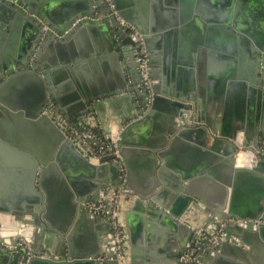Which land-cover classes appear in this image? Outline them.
<instances>
[{
	"label": "crops",
	"instance_id": "crops-1",
	"mask_svg": "<svg viewBox=\"0 0 264 264\" xmlns=\"http://www.w3.org/2000/svg\"><path fill=\"white\" fill-rule=\"evenodd\" d=\"M53 1L56 9L61 11L65 2L72 0ZM119 5L121 8L118 9L126 20L128 16L132 17H128L127 22L135 34L140 38L143 35L146 37L144 47L150 53L151 81L173 98L188 99L190 94L191 99L186 102L193 104L194 111L200 112L201 116L209 121L210 125L201 127H208V133L211 135L224 138L230 136V140L235 143L247 144V153H251V164H239L242 161V157H239L242 155L241 150V153H238L237 167H250L255 165L257 160H264L262 155H258V158L254 153L255 148H252L255 141L260 147L264 145V94L260 92L263 85L253 80L254 56L249 47L250 37L246 34L249 26V31H253L250 30L253 26L254 32H259L256 33L258 38L264 39V24L261 14L254 12L251 7L250 0H119ZM124 10L127 14L122 12ZM9 15L11 14L7 11L0 10V67L5 62L1 58L4 54H9L8 51L11 53L7 61L30 63L25 65L24 69L18 70V73L0 79V84L6 82L4 89H0V98L11 104L7 106L0 102V108L8 107V112L0 110V136L13 147L33 157L52 156L56 150L57 133L46 121L38 122L39 115L36 114L41 107V101L52 92L65 104L64 111L70 113V117H75L79 111L87 112V122L92 125L97 123L106 133L108 130L120 133L124 119L129 122L136 114L134 96L136 95L139 101L143 89L140 87L139 77L132 76L130 67H126L127 63L123 65L122 70L117 53L112 52L110 48L106 49L112 41L102 38L99 32L96 35L94 30L84 32V29H81L79 39H69L67 45L47 43V47L41 49L32 47L31 44V47L24 51V39L29 33L27 23L15 21L16 18H10ZM234 19L238 20V27L243 31L234 27ZM140 29L143 34L139 32ZM95 44L98 48L91 54ZM127 47L131 56L128 61L135 63L132 56H136V45ZM37 59L39 68L32 66ZM14 66L16 67V64ZM41 67L45 68L44 72L51 78L52 91L50 88L46 90L45 81L42 79L45 75L40 70ZM5 70L6 68L0 70V74L7 73L3 72ZM50 101L58 102L56 98H49L39 113L49 117L58 126L51 116ZM149 109V106L143 108L144 112L139 118L147 115ZM58 111L64 114L60 109ZM63 116L67 118L66 115ZM144 122L130 135L131 144L125 146V157L121 155L123 184H113L115 176L111 171H107L103 178L92 181L101 187L96 191L97 198L106 192V185L120 190V219L125 232L127 261L118 260L119 263L116 264H163L164 258L165 263L178 264L180 259L168 257L167 252L172 249L167 252H162L159 247L153 249L152 246L160 244L161 239L171 231L167 225L149 213V205L140 200L138 193L148 189L154 181V177L150 176V169L154 168L150 159L152 156L144 151L166 150L171 142V138H166L172 127L164 119L162 112H155L148 122ZM206 135L207 132L205 138ZM206 150V145L182 142L171 157L177 160L176 164L183 165L192 172L191 181L198 182V188L206 199L213 206L221 207L222 200L226 198V190L219 179H215V184V180L211 179L207 172L212 168L219 171L224 169V160L220 156L215 159L214 156L207 155V158L204 155ZM48 169L49 187L54 191L51 193L50 188L49 208L52 219H49L56 225L63 218H68L71 225L64 229L66 232L62 236L60 231L51 230L50 220L41 218V212L39 216L42 223H26L27 228L20 226L21 222H25L24 216L16 218L11 212H2L0 232L2 229L5 241L8 244L13 243L17 231L26 232L29 229L34 232L35 247L21 237L18 241L28 245L21 256L19 252L24 246L11 249L4 242L1 243L0 235V249L8 251L4 253L0 250V264H29L34 256L68 260L72 255L74 258L69 264H96L84 258L94 246L105 253V257L108 256L106 253H109L113 244L109 218L95 213L93 217H88L82 207L83 199H76L75 202L73 191L69 188L60 165L55 163L48 166ZM55 173H63L58 179L65 191L56 184ZM168 173L163 179L172 185L175 182L170 172ZM9 174L12 172L9 171ZM245 177L247 176L241 175L238 182L241 192L249 190L245 187ZM53 180L55 183L51 184ZM125 185L129 190L125 189ZM59 188L63 191L61 194ZM111 193L109 190L107 197L111 196ZM43 207L44 213L46 206ZM199 207L196 205L195 209ZM195 209H187L183 217L189 218ZM212 226L213 224L209 225L208 231H212ZM228 227L227 225L223 230V237L227 229L232 235L235 234V228ZM41 229L44 231L39 232ZM148 234H151V241H148ZM38 235L40 239L35 238ZM70 235H73V239ZM58 237L65 240V255L62 257L58 251L63 244ZM47 242L49 248H45ZM148 248L152 249L150 253ZM216 248L204 249L202 264H264V241L252 252L249 244L242 246V253L227 247L220 251V258L209 253ZM15 252L17 254H14ZM43 254L46 256L42 257ZM239 256H244V259L241 257L238 260L236 257ZM33 264L56 263L35 261Z\"/></svg>",
	"mask_w": 264,
	"mask_h": 264
},
{
	"label": "water",
	"instance_id": "water-1",
	"mask_svg": "<svg viewBox=\"0 0 264 264\" xmlns=\"http://www.w3.org/2000/svg\"><path fill=\"white\" fill-rule=\"evenodd\" d=\"M112 2L118 16L126 20L118 9L120 7L119 0H112ZM105 3L107 4L106 1ZM250 3L251 7L254 8V12L259 15L261 14L264 24V0H250ZM54 4L55 1L53 0H0V10H5L10 13L11 15H9V17L16 18L15 21L27 23L29 33H27L24 39V44H26L24 51L31 47V44L32 47L37 46L41 47V49L47 47V43L50 45H56V43L61 46L67 45L69 44V39H79L81 29H84V32H86V30H94L93 33L96 35L99 32L102 38L112 41V43L109 42L111 47L108 45L106 49L110 48L112 52L115 51L117 53L116 56L118 62L122 66V70H124L123 65L127 63L126 67H130L132 76H138L140 81L141 76L137 67L141 58H138V52L142 46H145L144 42L147 41L144 35L140 38L135 34L128 23V15V22L126 20V24H122L120 20L117 19V16L112 13L111 9L103 7L101 0H72L70 2H65V6H63L64 9L61 11L57 10ZM106 4L104 5L106 6ZM122 12L126 13L127 11L124 10ZM99 15L101 17H99ZM236 19H234V27L243 31L242 28L238 27V20ZM249 27L247 28L246 34L250 37V39H248L249 47L254 56L252 74L255 78H253V80H256L259 85H263L260 92L264 94V39L258 38L256 33L258 34L259 32L255 33L253 26L250 28V30L253 31H249ZM142 31L143 30L140 29L139 32L143 34ZM130 45H136V56H132V58L135 59V63L128 61L131 56L129 55L130 51L127 46ZM97 48L98 45L95 44L94 51L91 54H93ZM8 53L9 54H4L3 58H1L5 60V62L2 64L3 67H0V70L6 68L3 72L7 73H1L0 79L18 73V70L24 69L25 65L28 66L30 63L28 61H25V63L7 61V59H10L8 55H10L11 52L8 51ZM149 63L150 60L148 61V64ZM14 64H16V67ZM37 64L38 59L32 66H37ZM37 68H39V66H37ZM40 70L45 75V79H42L45 81L46 90L48 91L50 88L52 91L53 83L51 78L47 72H44V67H41ZM151 77L150 75V78ZM5 83L0 84V89H4ZM140 87L143 89V93H140L139 101L136 95L133 101L137 109L136 114L131 118V121L127 122V119H124L122 122L123 127L119 133L121 155L125 157V152L127 151L125 146L131 144L129 139L130 135L140 125L144 124V121L148 122L149 117H152L155 112H162L164 119L172 127L166 138V140L171 138V142L166 150L162 152H154L150 149L144 151L147 155L152 156L150 159L151 164H154V168L150 169V176L154 177V181H152L148 189L138 192L141 196L140 200L146 202L150 207L149 213L152 214L155 219L167 225L171 231L170 234L161 239L160 244L153 245V249L159 247L162 252L164 250L167 252V250L169 251L172 249L171 252H167L168 257L171 256L172 258L180 259L178 264H181L185 259V254L188 249L195 246L199 238L198 231L207 232L210 224H213L214 227L217 228L221 222L229 220L228 228L234 227L236 230L235 234L233 233L234 235H232L227 229L224 233V241H222L219 247L213 250V252L209 253H212L216 258H220V251L227 247L239 250V252L242 253V246L247 244L251 247L252 252L256 249L258 244L264 241V160H257L256 164L250 167H237L238 153L241 150L247 152L249 150L247 149L248 145L245 143L240 144V142L235 143L230 140V136L228 135L222 136H228L229 138L211 135L208 133V127H201L202 125H210V123L201 116L200 112L194 111L193 104L186 102L191 99L190 94L188 95V99L173 98L171 95H167L166 91L161 90L160 87L155 85L152 81L149 86L142 87V85H140ZM49 98L57 99L58 108L70 121L74 117H70V113L64 111L65 104L57 95L54 96L53 92L46 95L44 100L41 101V107L36 113L39 115L38 122L46 121L57 133L55 142L56 150L52 156H42L43 158L38 156L33 157L31 154L13 147L0 136V218L2 212H11L16 218L24 216L25 222H21V228H27L26 223H42V221H40V216L48 221L50 220L49 218L52 219L49 208L51 187H49L50 183L47 173L49 170L48 166L50 167V165L52 166L55 163L60 165L68 181V186L72 189L71 191H73L72 195L75 202L76 199L78 201L83 199L82 207L86 210L88 217H93L94 214L85 204L90 201L98 200L96 191L100 187V185H97L98 183H94L93 181L97 180V178H103L107 171H111L115 176V182H113V184H123L124 176L120 161L102 164L92 163L89 158L77 148L71 137L60 130L49 117L40 115L43 104H45ZM0 102L7 106L11 105L1 98ZM7 106H3L0 110L8 112ZM148 106L150 109L147 115L143 118H139L144 112L143 108L145 109ZM75 116H83L87 119L88 113L79 111ZM75 126L77 127L76 123ZM205 132H207L206 138ZM108 133H110V130H108ZM84 135L89 138L92 137L90 132H86ZM182 142H188V144L197 142L200 145H206L207 150L204 151V155L214 156L215 159L217 157H222L225 161H223L224 169L219 171L216 168H212L207 172L211 179H219L222 183V187L226 190V198L222 200L221 207L213 206L198 188V182L191 181L192 172L187 170L185 166L176 164L177 160L172 159L171 155ZM254 144L252 148H255L254 153L258 156L260 146L257 141H255ZM190 147L195 149L192 145H190ZM50 160L51 162L49 163ZM9 171L12 172L13 175L9 174ZM168 172H170L175 182L172 185L166 183L163 179V176L167 177L169 175ZM58 173H60V171ZM58 173H55V179L57 180L56 184H59L62 188V184L59 183L58 177L61 175L63 176V173L59 175ZM9 175L11 177H9ZM241 175L247 176L245 177V187L249 188L248 191L244 190L241 192L238 188V186H240L238 182L240 181ZM53 183H55V180L51 182V184ZM214 183L216 184V180ZM125 189L129 190L128 186L125 185ZM62 190L65 191L63 188ZM62 190L60 188L58 189L60 194L63 192ZM52 192H54L53 188H51V193ZM157 205H160L159 208L156 207ZM196 205L200 207L195 209ZM43 206H46L44 213ZM192 208L195 209L193 210V214L189 218H184L183 213L187 209L192 210ZM40 212L41 215L39 216ZM108 221L112 229L113 244L108 251L109 253H106L108 254L107 257H105V253L99 251L97 246L90 248L91 252H88L84 258L91 263L101 264L102 259H104L103 264L119 263L115 233L111 220L108 219ZM49 223L51 225V230L60 231L62 236H64L66 232L64 229H68V226L71 225L68 218H63V220L56 225L52 224L51 220ZM41 231L44 230H39V232ZM17 232L15 233L17 236L14 239L15 241L8 244L3 238L4 233L1 229V243L4 242L9 248L14 249V247L19 244L18 240L23 237L32 247H35L33 242L34 232L32 230L27 229L26 232ZM69 237L73 239V235ZM35 238L40 239V235ZM147 238L148 241H151V234H148ZM58 240L63 244L60 251H58L60 252L59 255L62 257L65 255L63 251L65 244L63 242L65 240L64 238L61 239V237H58ZM24 244V247H22L24 249L19 252L21 256L25 253V248L28 246L26 243ZM49 247L50 245L47 242L45 248ZM42 248L43 247H39V249ZM204 248L205 246L202 245L200 251L204 252ZM134 249L135 248H133V254ZM0 250L4 253L8 252L5 249ZM147 250L149 253L152 251V249L149 248ZM14 254H17V252ZM241 257L244 259V256L236 258L239 260ZM71 258L68 260H58L55 258H37L34 256L29 264H33L35 261L56 264H65L66 262L69 264L72 263L74 256L72 255ZM209 258L210 255L208 256V259ZM164 261L165 258L163 264L170 263H165ZM235 264L243 263L236 262Z\"/></svg>",
	"mask_w": 264,
	"mask_h": 264
},
{
	"label": "built area",
	"instance_id": "built-area-1",
	"mask_svg": "<svg viewBox=\"0 0 264 264\" xmlns=\"http://www.w3.org/2000/svg\"><path fill=\"white\" fill-rule=\"evenodd\" d=\"M107 2L106 6L112 10V13L117 16L116 10L114 8V4L112 0H104ZM122 24H126L124 20L117 17ZM138 58L140 59L138 65V71L140 73V81L142 86H149L151 83L150 74H149V52L147 49L142 46L138 52ZM51 104V102H50ZM52 105L49 106L51 111L52 119L58 125V127L65 132L69 137L72 138L77 148L82 151L92 163L102 164V163H110L120 161L121 152H120V144H119V133L118 131L110 130V133L103 132L105 140L99 145L97 149L85 148L84 140H81L80 134L78 131H72V134L68 133L67 130L69 128V124H71L70 120L64 117L58 110L51 109ZM84 123L83 120L78 118L77 124L82 125ZM258 155H262L264 157V145L260 147V151ZM258 157V156H257ZM256 157V158H257ZM259 158V157H258ZM106 192L102 195V197L97 198V201H90L85 205L89 207L92 213L105 216L109 218L112 222V227L115 233L116 240V250L118 255V260L121 262L127 261V251H126V240H125V232L122 227V222L120 219V198H119V189H112V185H106ZM109 190H111V196L109 195ZM229 220L221 222L217 228L212 226V231L207 232H199V238L196 241L194 247H190L185 254V259L181 264H202L201 257L202 253L201 247L205 246L204 249L210 247H218L222 241H224L223 230L227 227ZM210 230V229H209ZM231 241V239H230ZM24 246V243L19 241V244L14 248H18L19 246ZM45 257L46 254L41 255Z\"/></svg>",
	"mask_w": 264,
	"mask_h": 264
},
{
	"label": "trees",
	"instance_id": "trees-1",
	"mask_svg": "<svg viewBox=\"0 0 264 264\" xmlns=\"http://www.w3.org/2000/svg\"><path fill=\"white\" fill-rule=\"evenodd\" d=\"M85 120L86 121H84L82 125H78L77 120H73L71 124L68 125L69 128L67 132L72 134V131H78L81 140H84L85 148L97 149L105 140L103 134L104 130L97 123L92 125L90 122H87V119ZM75 123L77 124V127L75 126ZM86 132H90L92 137H86L84 135Z\"/></svg>",
	"mask_w": 264,
	"mask_h": 264
},
{
	"label": "flooded vegetation",
	"instance_id": "flooded-vegetation-1",
	"mask_svg": "<svg viewBox=\"0 0 264 264\" xmlns=\"http://www.w3.org/2000/svg\"><path fill=\"white\" fill-rule=\"evenodd\" d=\"M101 3H102V5H103V7H107V6H105L104 4H106L105 3V1H103V0H101ZM109 9V8H108ZM149 60H150V53H149ZM151 79V78H150ZM142 87H147V86H142ZM51 102V104L50 105H52L53 106V108L51 107V109H54V110H58L59 108H58V104L55 102V101H50ZM64 115V114H63ZM78 118H80V119H82L83 120V116H75L74 118H72V120L71 121H73V120H77ZM71 123V122H70Z\"/></svg>",
	"mask_w": 264,
	"mask_h": 264
},
{
	"label": "bare ground",
	"instance_id": "bare-ground-1",
	"mask_svg": "<svg viewBox=\"0 0 264 264\" xmlns=\"http://www.w3.org/2000/svg\"><path fill=\"white\" fill-rule=\"evenodd\" d=\"M248 152V151H247ZM247 152H244V151H242V155H240L239 157H242V161L241 162H239V164L241 165V164H245V165H247V164H251L250 162H251V153L249 154V153H247ZM241 153V152H240ZM237 161H238V157H237Z\"/></svg>",
	"mask_w": 264,
	"mask_h": 264
}]
</instances>
